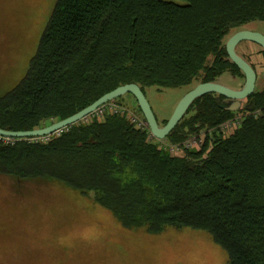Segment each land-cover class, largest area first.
I'll use <instances>...</instances> for the list:
<instances>
[{"label":"trees","instance_id":"trees-1","mask_svg":"<svg viewBox=\"0 0 264 264\" xmlns=\"http://www.w3.org/2000/svg\"><path fill=\"white\" fill-rule=\"evenodd\" d=\"M256 20L264 21V0H57L27 72L0 95V126L54 123L129 82L147 94L245 75L225 44ZM223 98L197 97L167 139L182 141L231 117ZM239 110L251 113L234 132H215L181 154L114 112L49 139L0 140V173L93 192L127 228L205 229L229 264H264V88Z\"/></svg>","mask_w":264,"mask_h":264},{"label":"rangeland","instance_id":"rangeland-1","mask_svg":"<svg viewBox=\"0 0 264 264\" xmlns=\"http://www.w3.org/2000/svg\"><path fill=\"white\" fill-rule=\"evenodd\" d=\"M56 1L0 0V95L27 72ZM251 24L264 33V21ZM237 46L257 71L256 90L263 89L264 49L247 41ZM218 81L238 88L245 75L225 73ZM192 87L146 89L162 124ZM119 101L138 107L132 93ZM0 264H229V257L205 229L127 228L93 192L81 193L59 180L0 173Z\"/></svg>","mask_w":264,"mask_h":264},{"label":"water","instance_id":"water-1","mask_svg":"<svg viewBox=\"0 0 264 264\" xmlns=\"http://www.w3.org/2000/svg\"><path fill=\"white\" fill-rule=\"evenodd\" d=\"M241 41H254L255 43L261 45L264 49V33L253 29H239L226 41L225 46H227L230 60L239 66L245 74L244 83L238 88H234L218 80L197 83L196 86L190 88L189 91L186 92L178 101L176 104L177 106L168 117V121L165 124L160 123L153 106L150 104L147 94L143 91L140 84L129 82L111 89V91L103 94L97 98L96 101L85 106L82 110L71 114L66 118L55 120L54 123L27 130H8L0 126V135L17 138L51 135L58 130H62L69 125L82 120L85 116L94 112L98 106L117 97L124 96L127 93H132L134 95L138 106H140L142 113L149 124L151 134L160 139L167 138L169 136L171 130L183 120V116L186 114L194 100L204 94H208L210 92L219 93L229 98V101L224 104L226 109L238 111L244 105L243 100L253 94L256 90L255 87L258 79V74L254 65L242 54H240L237 49V45Z\"/></svg>","mask_w":264,"mask_h":264},{"label":"built area","instance_id":"built-area-1","mask_svg":"<svg viewBox=\"0 0 264 264\" xmlns=\"http://www.w3.org/2000/svg\"><path fill=\"white\" fill-rule=\"evenodd\" d=\"M108 112L121 113L126 115L127 118L131 120L132 123H134L137 128L147 129L149 130L150 132L149 134L151 135V137L153 138L156 137V136L154 137V135L151 134L149 124L145 119L142 111H139L137 108L130 106L128 104L119 103L114 99L98 106V108L94 112L85 116L83 119L85 121H89L93 118H97V117L100 118ZM253 112L256 113L257 110ZM247 113H251V112L240 111V110L235 111L234 114L231 117L225 119V121L215 126H212L211 128L202 127L200 130L197 131V133L184 138L182 141H172L170 139L168 140L167 138H163V139L157 137L156 138L159 140L160 148L165 150L167 153L181 154L188 149L200 147L202 144H204L207 141L209 136L210 139H212L214 137L213 134L215 132H220L224 135L234 132V130L238 128V126H240L243 116ZM62 130H58L56 132L59 133ZM49 136L50 135H41V136H32V137L38 140L41 137L43 139H49L50 138ZM0 140H3L6 143L13 144L17 140V137H8V136L0 135Z\"/></svg>","mask_w":264,"mask_h":264},{"label":"flooded vegetation","instance_id":"flooded-vegetation-1","mask_svg":"<svg viewBox=\"0 0 264 264\" xmlns=\"http://www.w3.org/2000/svg\"><path fill=\"white\" fill-rule=\"evenodd\" d=\"M241 29H250V30L253 29V30H257L252 24L251 25L250 24H247V25L243 26ZM257 31H259V30H257ZM251 42L254 43V44H256V45H259V44L255 43L254 41H251ZM259 46H261V45H259ZM227 101H229V98H227V97L224 96V98L222 99V103L225 104V102H227Z\"/></svg>","mask_w":264,"mask_h":264},{"label":"crops","instance_id":"crops-1","mask_svg":"<svg viewBox=\"0 0 264 264\" xmlns=\"http://www.w3.org/2000/svg\"><path fill=\"white\" fill-rule=\"evenodd\" d=\"M241 42H243V41H241ZM247 42H250L251 43V41H247ZM238 48V47H237ZM245 55V54H244Z\"/></svg>","mask_w":264,"mask_h":264}]
</instances>
